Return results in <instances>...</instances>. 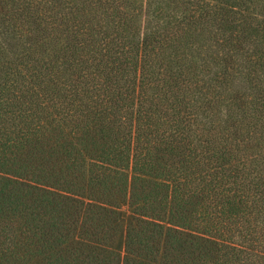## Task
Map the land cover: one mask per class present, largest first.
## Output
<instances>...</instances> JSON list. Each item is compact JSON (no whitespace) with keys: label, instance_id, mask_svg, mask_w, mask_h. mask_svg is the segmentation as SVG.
Masks as SVG:
<instances>
[{"label":"trees","instance_id":"obj_1","mask_svg":"<svg viewBox=\"0 0 264 264\" xmlns=\"http://www.w3.org/2000/svg\"><path fill=\"white\" fill-rule=\"evenodd\" d=\"M0 264H264V0H0Z\"/></svg>","mask_w":264,"mask_h":264}]
</instances>
